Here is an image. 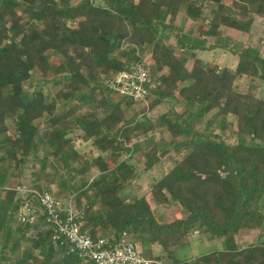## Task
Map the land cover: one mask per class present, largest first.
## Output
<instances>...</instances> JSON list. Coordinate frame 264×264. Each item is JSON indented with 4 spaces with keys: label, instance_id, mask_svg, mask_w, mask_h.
I'll return each mask as SVG.
<instances>
[{
    "label": "trees",
    "instance_id": "obj_1",
    "mask_svg": "<svg viewBox=\"0 0 264 264\" xmlns=\"http://www.w3.org/2000/svg\"><path fill=\"white\" fill-rule=\"evenodd\" d=\"M227 1L0 0V264L9 262L2 256L7 248L14 254L24 244L31 245L28 253L10 264L35 262L34 253L43 249L37 264H85L53 246L43 216L36 225L17 222L24 200L8 184L37 159L42 142L50 150L48 157L61 162L68 173L84 174L87 156L76 150L70 134L79 131L77 140L91 142L113 162L131 151L125 143L147 136L151 120L129 119L136 102L105 84L136 63L155 75L150 110L168 107L158 127L173 139L169 145L151 143L144 153L146 170L168 156L167 146L180 157L184 153L152 194L180 206L187 216L159 223L145 196L123 194L137 178L133 159L110 169L99 157L93 165L100 176L90 192L75 199L83 215V232L93 239L119 238L128 232L136 245L161 248L162 256L146 257L173 264H264V99L250 92L240 95L235 89L241 78L264 82V57L254 47L230 48L235 35L251 32L255 17L264 19V0H232L231 6ZM182 13L195 23L188 32L174 24ZM169 33L181 51L190 52L185 55L192 60L191 67L185 55L177 56L166 44ZM210 39L215 43L209 45ZM216 49L238 57L234 72L212 69L196 57L198 51ZM164 70L167 74L158 75ZM35 76L61 86L53 100L25 89ZM74 102H85L89 110L71 106ZM174 105H183V111H175ZM230 117L235 121L236 144H228L215 129L224 132L232 125ZM9 120L14 123L13 135ZM38 120L48 124L43 133L35 124ZM246 228L258 232L257 240L239 248L236 238ZM195 233L223 249L188 261L178 259Z\"/></svg>",
    "mask_w": 264,
    "mask_h": 264
},
{
    "label": "rangeland",
    "instance_id": "obj_2",
    "mask_svg": "<svg viewBox=\"0 0 264 264\" xmlns=\"http://www.w3.org/2000/svg\"><path fill=\"white\" fill-rule=\"evenodd\" d=\"M231 4L232 0H228L227 5L231 6ZM18 13L23 15V9H19ZM209 15L210 11L207 10L205 16L209 18ZM199 22L202 23L201 20H199ZM174 24L186 32L195 27V23L188 20L186 15L183 13L176 18ZM168 36L169 38L166 41V44L174 47L177 56L183 57L185 54H190L189 51H181V49L176 46V40L173 34L169 33ZM214 43L215 39H210L209 45ZM236 46L239 49L241 47L257 48L264 57V19L255 17L251 32L249 34L235 35L230 48L235 49ZM187 55H185L188 58L187 65L188 67H191L192 60H190L189 56ZM196 57L209 65V67L212 69L229 68L234 72L238 63L237 56H235L230 51H225L222 49L198 51L196 53ZM53 61L58 62V59L54 58ZM146 61L148 62L149 66H153L154 62L150 57H148ZM150 74L152 75V78H155V75L152 72H150ZM161 74H167V71L164 70L158 75ZM32 83V85L27 84L25 89L31 92L30 94H34V92H41L48 100H53L56 94L61 90L60 85H56L53 81L46 82L37 76L33 78ZM235 89L240 95L250 92L258 98L264 99V82L251 80L250 78H241L236 81ZM117 101V99L114 100L115 103ZM154 101L155 97H150L145 102L135 103L128 112V118L131 120H141V118L144 116L140 121L142 122L143 119L146 120V118H149L151 120V124L149 126L152 127L147 136L142 134L139 137L133 138L131 142L125 143V146L131 151L128 153L127 151H124L122 153L121 159H119L118 162L111 161L107 154L99 152L91 142L85 143L80 141V139L77 140V135L81 134L78 131L75 134H70L69 137L76 140V150L81 154H86L87 156V166L84 164V162H82V165L86 168L84 174L74 172L68 173L61 162L50 156L48 157L50 150L45 142H42L38 147L37 159H32L28 163L27 169L25 170L22 177H19V175L11 177L8 186L14 189L20 184H27L40 191H50L62 201H69L70 199H74L75 201L76 198H82V194L85 191L90 192L92 182L98 179L100 176V171L93 165L97 158L101 157L103 160L105 159V162L110 169H113L117 163L123 160L129 161L130 159H133L130 161H132L131 163L136 167L135 176L137 178L127 186V189L124 190L123 194L125 196L131 197L145 196L148 199L152 207V211L159 223H167L175 219L185 218L187 216V212L180 206L172 203L168 195L166 199L170 202L169 204H166L167 202L162 201L159 195L152 194V188L173 168L175 163L181 159L182 155L184 154L182 153L180 157L176 150H172L171 146H167L166 150L169 153L168 156L162 157L160 163H158L153 168L146 170L147 159L144 153L149 151L151 143L153 142L154 145L161 144L162 141H166L169 145L173 140L170 133L166 131V129H161L158 127L159 119L168 111V107L163 105L155 108L152 111L150 110V106ZM71 106L80 107L84 112L89 110L85 102H74L71 104ZM60 108L61 107H59V109ZM123 108L125 109V106H123ZM183 109V105H174V110L177 112H182ZM100 116L103 117L102 115ZM234 122V118L230 117L229 124L232 125H229V127L224 132H221L218 127H215L216 131L223 135L225 141L228 144L237 143V137L235 135L236 127ZM35 124L38 126L40 133L45 132L48 128V124L42 120L36 121ZM7 125L9 127V134L13 135L15 129L14 123L9 120ZM215 126L217 125L215 124ZM130 127L133 128L134 124H131ZM136 146H138L139 150H137ZM84 186L86 187L84 188ZM83 202H85L84 199ZM257 236L258 232L253 229L246 228L242 230L236 238L238 247L245 248L254 244L257 240ZM30 246V244H24L21 251H18L12 255L11 262L13 263L19 258H23L25 254L28 253ZM137 248L144 255L150 257H160L163 255L161 248L157 246L152 248L138 243ZM221 249H223L221 244L209 242L207 236L195 233L190 246L180 251L177 254V257L182 261H188ZM44 251H46V249H43L41 252L43 253ZM41 252H37V257L35 256V262L30 260L28 261V264L39 263L37 262V259H40L42 254Z\"/></svg>",
    "mask_w": 264,
    "mask_h": 264
},
{
    "label": "built area",
    "instance_id": "obj_3",
    "mask_svg": "<svg viewBox=\"0 0 264 264\" xmlns=\"http://www.w3.org/2000/svg\"><path fill=\"white\" fill-rule=\"evenodd\" d=\"M151 83V74L142 63H136L105 81L110 91L136 103L147 101ZM16 192L24 200L17 222L36 225L43 216L53 246L66 249L68 254L85 264H173L146 257L128 232L119 238L93 239L82 230L83 215L77 211L74 199L62 201L50 191H40L27 184L18 186Z\"/></svg>",
    "mask_w": 264,
    "mask_h": 264
},
{
    "label": "crops",
    "instance_id": "obj_4",
    "mask_svg": "<svg viewBox=\"0 0 264 264\" xmlns=\"http://www.w3.org/2000/svg\"><path fill=\"white\" fill-rule=\"evenodd\" d=\"M12 240H15V237L14 236H12ZM23 247V246H22ZM22 249V248H21ZM21 249L19 250V251H21ZM1 250H2V248H1V246H0V254H1ZM18 252V251H17ZM37 252L38 251H36L35 253H34V255L37 257ZM41 252V251H40ZM16 253V252H15ZM14 253V254H15ZM42 253V252H41ZM44 253H45V251H44ZM4 255H2L3 256V258H5V259H7V260H9V262H6V261H3V264H10V263H12L11 261V257H12V255H13V252H12V250L10 249V248H7L6 250H5V252L3 253ZM42 255V254H41ZM39 260H41L42 261V257H40V259ZM53 260H54V262H57L58 260H60L59 259V256H57V255H55L54 256V258H53Z\"/></svg>",
    "mask_w": 264,
    "mask_h": 264
}]
</instances>
